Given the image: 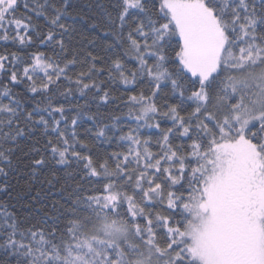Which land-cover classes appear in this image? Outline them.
<instances>
[{
	"label": "trees",
	"instance_id": "16d2710c",
	"mask_svg": "<svg viewBox=\"0 0 264 264\" xmlns=\"http://www.w3.org/2000/svg\"><path fill=\"white\" fill-rule=\"evenodd\" d=\"M0 11V264H65L107 229L98 264H201L204 191L223 264H264V81L225 60L264 49V0ZM204 40L218 67L201 76Z\"/></svg>",
	"mask_w": 264,
	"mask_h": 264
},
{
	"label": "rangeland",
	"instance_id": "374dc122",
	"mask_svg": "<svg viewBox=\"0 0 264 264\" xmlns=\"http://www.w3.org/2000/svg\"><path fill=\"white\" fill-rule=\"evenodd\" d=\"M0 1V5L5 7L6 9L15 2V0ZM2 14L3 13L0 11V21L2 19ZM199 47H201L200 53L201 55H203V57L201 56L200 58L201 60H203L202 63H204L205 65L203 67L194 61H192L190 65L196 74L204 76L205 71L212 72L218 67V54H216L215 47L208 40H204V44L199 45ZM186 51L190 53L191 48L187 46ZM189 53H187L186 55L189 56ZM244 55H246V53L242 51L238 52L237 55L234 52L229 51L226 53V63L230 66H233L234 68L245 69L246 71L252 69L256 71L258 70L257 67H259V70L256 73L254 72L255 75L253 77V82H260L261 80L264 81V49L260 50L256 55L255 53H251L249 54L250 56L247 57H244ZM258 84L264 85V82H260ZM255 85H257V83H255ZM261 93L262 91H258L255 88L252 94V99L258 105L261 102ZM210 185H212V183H210ZM211 190L213 189L211 188ZM203 194L207 195V198H204L203 206H200L199 204L195 207L197 222L190 228L189 232L187 233L188 237L191 240V250L193 258L200 261L201 264H223V259H226L227 257L224 245L222 246L223 248H220L222 251V255H218V253L214 249H212L209 244V241L214 240L215 237L212 235V231L209 226V218L207 217L206 213L207 211H213V209L209 204V191L208 193L204 191ZM112 231L113 230L110 229L105 230V236L92 239V242L88 241L77 243L75 245V251L73 253H70L67 258H65V264H92L91 261L93 260L94 264H98V258L102 257L100 256V252L103 250L104 241H107L110 244L114 243V239L116 238L115 233H119L118 231Z\"/></svg>",
	"mask_w": 264,
	"mask_h": 264
}]
</instances>
